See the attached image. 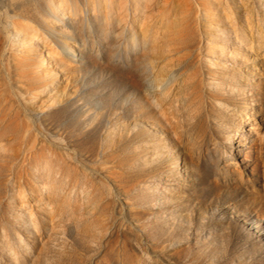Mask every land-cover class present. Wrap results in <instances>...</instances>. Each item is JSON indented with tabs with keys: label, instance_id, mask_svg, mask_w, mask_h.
Listing matches in <instances>:
<instances>
[{
	"label": "rangeland",
	"instance_id": "1",
	"mask_svg": "<svg viewBox=\"0 0 264 264\" xmlns=\"http://www.w3.org/2000/svg\"><path fill=\"white\" fill-rule=\"evenodd\" d=\"M0 264H264V0H0Z\"/></svg>",
	"mask_w": 264,
	"mask_h": 264
},
{
	"label": "bare ground",
	"instance_id": "2",
	"mask_svg": "<svg viewBox=\"0 0 264 264\" xmlns=\"http://www.w3.org/2000/svg\"><path fill=\"white\" fill-rule=\"evenodd\" d=\"M46 53L49 57V59L47 60L48 64L54 63L57 60L58 53L56 52V50L51 49L50 47H47Z\"/></svg>",
	"mask_w": 264,
	"mask_h": 264
}]
</instances>
